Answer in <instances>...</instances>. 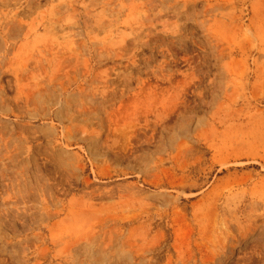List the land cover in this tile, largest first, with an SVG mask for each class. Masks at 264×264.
Masks as SVG:
<instances>
[{
    "label": "rangeland",
    "instance_id": "rangeland-1",
    "mask_svg": "<svg viewBox=\"0 0 264 264\" xmlns=\"http://www.w3.org/2000/svg\"><path fill=\"white\" fill-rule=\"evenodd\" d=\"M0 264H264V0H0Z\"/></svg>",
    "mask_w": 264,
    "mask_h": 264
}]
</instances>
